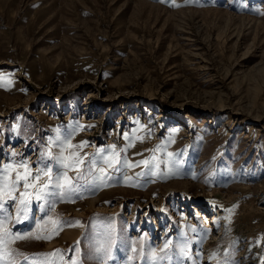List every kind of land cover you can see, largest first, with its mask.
<instances>
[{
  "label": "rangeland",
  "instance_id": "374dc122",
  "mask_svg": "<svg viewBox=\"0 0 264 264\" xmlns=\"http://www.w3.org/2000/svg\"><path fill=\"white\" fill-rule=\"evenodd\" d=\"M21 164L74 191L0 199L16 264H264V0H0V184Z\"/></svg>",
  "mask_w": 264,
  "mask_h": 264
},
{
  "label": "snow or ice",
  "instance_id": "6c2138e0",
  "mask_svg": "<svg viewBox=\"0 0 264 264\" xmlns=\"http://www.w3.org/2000/svg\"><path fill=\"white\" fill-rule=\"evenodd\" d=\"M77 163H79V161H77ZM65 166L69 168L73 167V165L71 164ZM12 167V165H6L4 168V172H8L12 169ZM18 167L25 168L26 174L21 176L19 173H17L16 180L11 182L10 184L7 183L8 178L7 176H5V182L0 184V199H3L4 196H11V193L16 190V185L19 184L21 180L24 181L23 187L25 191L21 193V198L19 200L20 207L17 209V222H19L22 218L19 215L21 212H23L26 216L28 212V206L31 204L32 193L28 192L27 190L29 188H36V185L34 183H29V179H32L33 181H40L41 174L47 176V181H45L41 187L36 189L35 199L38 201L48 197H55L59 195L55 191L50 190V186L51 189L66 188L68 191H74V188L71 185V181L68 179L66 174L64 176V184H61L60 177H56L55 180L53 179L52 171L50 168L39 169L37 175L33 177L31 174V170L27 169V165L21 164ZM12 198L14 199V197ZM4 210V205L0 203V217H2V213ZM52 223L55 225L53 229V234H56L60 227L59 222L52 221ZM31 236L32 234H29V237H25L23 235H16L11 233L7 227V220L4 218H0V264H16L15 257L22 256L23 253L13 251L10 245L17 240L31 238ZM35 238L51 239V235L46 237L36 236ZM106 243L108 244V250L110 251V247L114 243V241L109 237ZM102 250H104L103 245L100 248L95 249V251L97 252H100ZM50 255H55V253H52ZM28 259L29 258L27 256H24L25 261H27Z\"/></svg>",
  "mask_w": 264,
  "mask_h": 264
},
{
  "label": "bare ground",
  "instance_id": "6f19581e",
  "mask_svg": "<svg viewBox=\"0 0 264 264\" xmlns=\"http://www.w3.org/2000/svg\"><path fill=\"white\" fill-rule=\"evenodd\" d=\"M97 199H98V198L96 197V199L91 200V206H92V207L94 206V202H95ZM207 212H208V211H207ZM207 212H206V213H207ZM200 214L203 215L202 213H200ZM205 215H206V214H205ZM205 215H204V216H205ZM206 216H207V215H206ZM211 217H212V216H211ZM204 218H205V217H204ZM206 220H207V221H210V218L207 216V217H206ZM31 222H32L31 219H29L26 225H27V226H30V225H31ZM64 233H65L64 236H66V238H68V239H70V238H72V237L74 238V237H76V236L78 235V231L75 232L74 228H72V229L69 228V229L66 230ZM61 237H62V236H61Z\"/></svg>",
  "mask_w": 264,
  "mask_h": 264
}]
</instances>
